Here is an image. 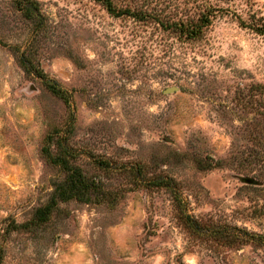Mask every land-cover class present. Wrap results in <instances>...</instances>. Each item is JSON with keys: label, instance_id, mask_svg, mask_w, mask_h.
<instances>
[{"label": "rangeland", "instance_id": "obj_1", "mask_svg": "<svg viewBox=\"0 0 264 264\" xmlns=\"http://www.w3.org/2000/svg\"><path fill=\"white\" fill-rule=\"evenodd\" d=\"M0 264H264V35L0 0Z\"/></svg>", "mask_w": 264, "mask_h": 264}, {"label": "trees", "instance_id": "obj_2", "mask_svg": "<svg viewBox=\"0 0 264 264\" xmlns=\"http://www.w3.org/2000/svg\"><path fill=\"white\" fill-rule=\"evenodd\" d=\"M102 4L112 15H128L140 21H155L164 29H171L185 40L196 41L202 39L213 22L227 14H232L238 19L242 27L249 28L264 35V14L255 8L253 0H190L182 8L168 10L166 7H152V3L141 6H119L116 0H95ZM243 2L246 5H243ZM26 67V62L23 59ZM50 88L61 97L66 96L65 90L55 81H51ZM48 155L50 152L47 153ZM50 156L52 162L69 167L67 155L64 153ZM73 171V168L71 169ZM77 170L72 173V178L67 180V186L57 190V195L63 199L73 196L79 197L88 185L83 178H78ZM81 198V197H79ZM48 210V211H47ZM52 210L48 204L42 215L46 217Z\"/></svg>", "mask_w": 264, "mask_h": 264}, {"label": "water", "instance_id": "obj_3", "mask_svg": "<svg viewBox=\"0 0 264 264\" xmlns=\"http://www.w3.org/2000/svg\"><path fill=\"white\" fill-rule=\"evenodd\" d=\"M173 88L168 89V91H171Z\"/></svg>", "mask_w": 264, "mask_h": 264}]
</instances>
